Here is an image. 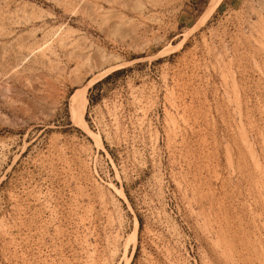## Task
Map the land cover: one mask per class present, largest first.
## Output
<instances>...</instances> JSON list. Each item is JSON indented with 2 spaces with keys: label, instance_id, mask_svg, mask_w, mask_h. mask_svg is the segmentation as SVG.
I'll return each mask as SVG.
<instances>
[{
  "label": "rangeland",
  "instance_id": "374dc122",
  "mask_svg": "<svg viewBox=\"0 0 264 264\" xmlns=\"http://www.w3.org/2000/svg\"><path fill=\"white\" fill-rule=\"evenodd\" d=\"M210 2L0 0V264H264V0Z\"/></svg>",
  "mask_w": 264,
  "mask_h": 264
},
{
  "label": "bare ground",
  "instance_id": "6f19581e",
  "mask_svg": "<svg viewBox=\"0 0 264 264\" xmlns=\"http://www.w3.org/2000/svg\"><path fill=\"white\" fill-rule=\"evenodd\" d=\"M222 0H211L209 6L205 10V13L201 17L200 23L205 22L210 18V16L215 12L217 7L220 5ZM88 99L86 97V88L77 89L72 95L71 99V113L72 119L79 123L82 121Z\"/></svg>",
  "mask_w": 264,
  "mask_h": 264
},
{
  "label": "trees",
  "instance_id": "16d2710c",
  "mask_svg": "<svg viewBox=\"0 0 264 264\" xmlns=\"http://www.w3.org/2000/svg\"><path fill=\"white\" fill-rule=\"evenodd\" d=\"M123 72H125V70H118V71H115V72H113L112 74L108 75L104 80L98 82V83L94 86V88L91 89V92H92L93 90L98 89V88H99L100 86H102L105 82H108L109 80H111V79H113V78L119 76V75L122 74ZM95 100L97 101V99H95ZM95 100L92 99V98H90V102H91V103L95 102Z\"/></svg>",
  "mask_w": 264,
  "mask_h": 264
}]
</instances>
